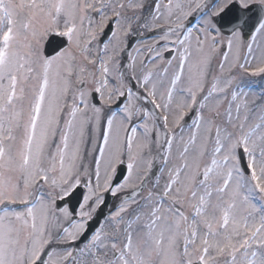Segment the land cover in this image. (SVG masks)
Here are the masks:
<instances>
[{
    "label": "rangeland",
    "instance_id": "374dc122",
    "mask_svg": "<svg viewBox=\"0 0 264 264\" xmlns=\"http://www.w3.org/2000/svg\"><path fill=\"white\" fill-rule=\"evenodd\" d=\"M200 1L186 0V3L190 5ZM233 1L235 0H222L220 7L212 14H217ZM238 1L242 6L252 3L264 5V0ZM152 2L153 0H135L134 3L128 4L123 0L125 6L118 27L116 25L110 41L101 48L107 52L104 58L110 63V72L106 75L102 72L100 77L92 78L88 69L91 61L88 59L95 57L99 48L97 42L101 31L108 17L116 11L114 6H109L101 14L102 16H97L96 9H102L100 0H0V25H3V31L11 34L8 36L9 43L6 46H0V146L3 149L0 152V172L3 173V180L7 179L15 186L13 190H10L9 185L4 184L5 188H0V196H12L11 200L22 202L32 182L39 176L46 179L44 189L50 191L52 195L51 200L42 199L34 210L10 214L8 219L11 221L0 219V244L7 239L8 233L15 230V224L18 225V231L19 224L25 223V213L33 214L38 211L39 215L42 212L41 218L45 222L41 223L39 220L31 222L34 233L31 242L33 243L36 238L42 240V248L45 247L49 251L46 264H58L64 260L66 262L67 258L73 255L70 245L84 229L85 220L101 204L104 192L109 188L112 172L121 159H127L129 173L126 180L113 191V195L119 198L126 197L138 188L139 181L146 175L150 163L160 154L162 135L159 133L162 129L151 116L146 119L149 121L147 128L144 122L143 126L138 124V127L131 132L132 135L127 143L130 147L127 153L124 152L125 158L118 151L123 150V140L118 146L109 145V142L105 141L104 147L108 145L109 147L103 149V156H94L98 128L91 124V120L90 125H86V121L82 120L83 117L90 118V113L95 118L103 114L102 110L100 112L90 106L88 97L90 89L99 90L102 100L106 101L104 103H109L113 90L116 88L119 90L123 84H126L117 77L116 72L122 67L119 51L124 47L129 33L138 31L142 34L165 26L166 32L172 34L182 17L186 14L187 17L190 16L196 9V7L185 9L181 6L183 10L176 17L172 11L166 9L160 16L162 18H158L157 14L165 9L160 8L164 4L162 2L172 5L171 0H161L158 4ZM69 27L73 28L70 49L53 60L45 61L41 47L46 34H65ZM3 31L0 30V34ZM237 35L239 40L240 37ZM165 39L169 40L170 35H166ZM233 40L228 42L226 47L229 51L223 57V61H229L226 69L223 68V71L212 76L208 85L204 86L208 79L203 84L204 87L211 88V91L204 95L200 110L206 118L201 120L196 129L180 138L169 136L172 142L167 143V149L164 151L167 168L158 185V195H154L157 197L151 196L150 199L145 200V205L140 210L137 208L140 196L134 201L123 203L121 208L111 215V220L107 219L105 226L88 246L93 247L94 254L85 247L80 251L77 264H105L103 257L111 256L114 251L121 252L124 255L123 261L129 264H189L182 263L181 256L194 260L191 254L198 255L201 248L206 254L203 264H264V88L261 87L264 86V82L257 83L256 89L259 91L253 94L239 93L236 98L228 94V86L235 77L262 73L264 22L253 35L243 60L236 67L234 66L237 62L233 63L231 60V56L234 57V48L231 45L235 43ZM16 56L19 57L18 64ZM152 56L154 59H159L157 65L151 63V65L142 66L138 59L137 66L132 61L130 74L138 84V97L143 99L147 96L157 102V95L153 93L150 95L146 93V90L149 87L147 81L153 76L151 70L161 65L162 55L160 57L154 53ZM182 58L183 55L179 52L176 58L170 61L171 64L166 70H173V75L178 71L174 64H178ZM77 59L78 63H76ZM190 59L191 57H187L186 64ZM201 68V66L197 69L192 68L191 74H196V71ZM231 69L235 72L229 77ZM183 70L185 80L189 79L190 73L188 70ZM201 72L207 73V69L202 68L199 74ZM12 75L17 78L18 84L14 99L7 104V82ZM203 79L193 78L192 90L196 89L194 87L196 82ZM140 80L143 86L140 85ZM81 82L85 83L86 91L82 90L76 94ZM111 84L117 87L112 89ZM159 84L160 81L153 89ZM203 86L200 92L204 90ZM29 94L39 98L37 99L39 103L35 126L29 134L30 147H27L23 138L25 132L17 130L16 122L20 111L25 110V97L27 98ZM70 94L73 96H69ZM61 99L64 103L81 100L82 107L81 110L72 113L75 121L71 133L63 134L61 137L66 141V145L59 142L55 147H51L50 137L54 138L56 135L49 134L50 119L42 123L44 128H39V118H45L41 113L45 104L46 107L51 108L49 112H52V115L55 114L59 107L55 103L59 100L61 102ZM134 100L135 104L136 102L141 104L138 103L136 109L131 108L126 116L135 115L137 107L139 113L141 110L146 112L145 103H142V100L139 101L137 97ZM185 100L186 96L183 95L174 100L173 106L175 108L182 106ZM246 101L249 102L247 106L244 104ZM46 110L48 111L47 108ZM182 110L183 108L172 122H167L172 123V131L183 119ZM93 112L96 113L93 115ZM68 113H71V108L68 109ZM138 114L134 116L136 119ZM212 114H217V121H213ZM12 128L15 138L13 137L10 141L8 133ZM118 128L119 125L114 126L112 132H116ZM141 128L145 130L143 135L135 137L138 134L137 130ZM169 128L165 126V130L170 131ZM86 133L88 136L85 135ZM35 140L37 143H33ZM79 142L81 145L77 146ZM238 146H242L246 151L249 168L252 171L250 178H245L239 171L235 151ZM12 153H14L13 156ZM84 153H87L86 164H83L81 160ZM24 154L29 155L27 164V156L25 157ZM46 159V164L41 167L40 165ZM65 159L75 162L79 170V178L68 180L63 172L61 174L60 166ZM49 162L52 165H49ZM56 163H60V166L57 167ZM82 166L85 168L82 169ZM199 172L203 173V179L197 184L196 176ZM71 173L75 174V169L72 168ZM83 179L88 181L87 195L82 207L78 210L79 223L75 224L69 222L70 217L67 211L60 214L54 212V201L67 195ZM164 188L167 189L168 195L165 194ZM41 192H44L43 189ZM156 193L157 191L154 190L153 194ZM160 196H169L168 206L174 209V213L158 211L156 217H152V219L157 218V221H149L147 216L150 211L152 215L155 214L154 210L157 211L161 207L163 210L168 207L167 199L161 202ZM89 201L94 203L91 204ZM46 208L53 213L51 216L44 211ZM133 209L139 216H137L138 222H134L133 218L125 219L126 213ZM193 214H196L195 219L190 222ZM119 217L122 218L119 220ZM187 218L189 222H186ZM184 229L189 234V248L181 247V240L185 236ZM108 232H111L110 238ZM17 235L19 237V231ZM15 246L18 251L22 245L17 243ZM15 246H13L14 249ZM238 246L243 248L242 252L245 250L247 252L239 255L240 253H236ZM2 250L0 249V264H3ZM34 255L27 259L25 257L19 259L20 264H28Z\"/></svg>",
    "mask_w": 264,
    "mask_h": 264
},
{
    "label": "water",
    "instance_id": "95a60500",
    "mask_svg": "<svg viewBox=\"0 0 264 264\" xmlns=\"http://www.w3.org/2000/svg\"><path fill=\"white\" fill-rule=\"evenodd\" d=\"M239 11L235 8V6H232L227 13L225 14V18L222 21V26L226 25V27H231L233 25H235L237 23V19L239 17ZM243 17L245 18V20H247V22L244 24L245 27H247L246 30V34L245 35H250L254 29L258 26L259 22L263 19L264 17V8L262 9V7L260 6H254L252 9L247 10L246 12H243ZM47 48H46V56L50 57L53 56L54 54H56L57 52H59L61 49H63L66 46L65 41H58L56 38H51L48 42V44H46ZM121 170L119 173L120 175H124L125 174V167L122 165L120 166ZM81 196H82V192L77 190L70 199L66 200L68 202L71 203L72 206L77 207L78 204H80L81 202ZM108 205V202L106 203V205L103 207L105 208ZM101 210L100 214L96 217V219H94L89 225V229L87 230L88 233H92L97 227H98V223H99V219H101L105 213L104 210ZM87 234V233H86ZM86 235H84L82 237V239L79 241L84 242L86 239Z\"/></svg>",
    "mask_w": 264,
    "mask_h": 264
}]
</instances>
